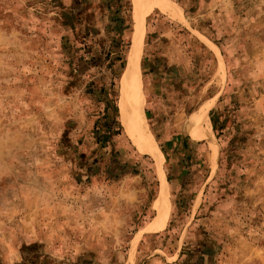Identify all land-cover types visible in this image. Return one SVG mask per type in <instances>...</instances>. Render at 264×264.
Returning <instances> with one entry per match:
<instances>
[{"label": "rangeland", "instance_id": "374dc122", "mask_svg": "<svg viewBox=\"0 0 264 264\" xmlns=\"http://www.w3.org/2000/svg\"><path fill=\"white\" fill-rule=\"evenodd\" d=\"M170 1L140 54L159 164L120 111L136 0H0V264H264V0Z\"/></svg>", "mask_w": 264, "mask_h": 264}, {"label": "bare ground", "instance_id": "6f19581e", "mask_svg": "<svg viewBox=\"0 0 264 264\" xmlns=\"http://www.w3.org/2000/svg\"><path fill=\"white\" fill-rule=\"evenodd\" d=\"M150 2L157 3L164 11L175 16L179 20H184L183 13L177 9V6L170 0H136V20L137 31L134 36L132 51L130 54V62L123 77L121 95H120V111L122 115V123L127 129L129 135L134 140L136 146L144 153L152 154L159 164H162L164 155L154 144L149 135H147V126L142 114L141 101V78H140V54L142 52V39L144 36V14L149 9ZM145 8V9H144ZM195 111V110H194ZM196 116V114L194 115ZM217 158L212 160L213 165L216 164ZM162 191L159 200L160 221L155 227L157 230L164 229L166 221L170 213L169 205V189L164 173H161ZM159 216V215H158Z\"/></svg>", "mask_w": 264, "mask_h": 264}, {"label": "trees", "instance_id": "16d2710c", "mask_svg": "<svg viewBox=\"0 0 264 264\" xmlns=\"http://www.w3.org/2000/svg\"><path fill=\"white\" fill-rule=\"evenodd\" d=\"M118 1V0H117ZM114 104L116 105V103L114 102ZM38 244L37 242H31V243H28V244H24L22 246V253L25 255L26 258H28V256L30 257L31 259V264H37L35 262V260H37V250H38Z\"/></svg>", "mask_w": 264, "mask_h": 264}]
</instances>
